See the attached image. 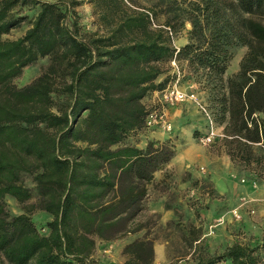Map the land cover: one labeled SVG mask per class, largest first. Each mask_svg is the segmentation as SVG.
<instances>
[{"label": "trees", "instance_id": "1", "mask_svg": "<svg viewBox=\"0 0 264 264\" xmlns=\"http://www.w3.org/2000/svg\"><path fill=\"white\" fill-rule=\"evenodd\" d=\"M125 1L89 0L97 29L87 32L77 1L0 0L1 264H94L96 238L111 242L143 228L134 221L145 210L146 187L175 156L168 141H149L144 149L130 141L144 130L142 100L174 81L161 65L184 60L223 82L228 57L218 35L176 53L162 26L153 28L146 11L129 10ZM232 2L248 16L242 33L250 41H243L248 52L237 75L225 81L227 92L216 97L215 121L223 125L230 161L259 168L264 159L254 147L264 149V0ZM30 10L36 13L22 12ZM25 23L30 28L21 37L4 38ZM45 58L35 79L14 84ZM24 174L34 184L31 205ZM5 197L24 213L9 215ZM35 210L50 217L46 234L31 218ZM260 250L264 233L257 247L234 243L193 264H264ZM122 255L123 264H152V241L136 240Z\"/></svg>", "mask_w": 264, "mask_h": 264}, {"label": "rangeland", "instance_id": "2", "mask_svg": "<svg viewBox=\"0 0 264 264\" xmlns=\"http://www.w3.org/2000/svg\"><path fill=\"white\" fill-rule=\"evenodd\" d=\"M74 1L80 3L75 12L83 31H95L97 23L89 0ZM124 3L129 10L150 13L155 25L171 27L174 48L189 42L205 45L218 35L220 37L218 42L227 52L228 57L227 70L222 83H219L218 78L208 69H200L196 64L189 65L184 60L177 64L181 90L195 94L197 102L211 113L213 127L211 128L209 121L196 103L188 101L166 109L171 124L170 132L162 129L146 130L155 134L152 136L153 141L171 143L175 150L174 161H178L180 165H190L193 168V174H191L193 178L190 179L187 188H175V192H171L168 186L172 178L171 174L164 172L159 182L152 180L146 189L165 193L166 206L175 209V218L165 221L158 214H149L146 208V197L143 203L145 210L134 221V224L143 225V228L128 234L138 233L136 240L152 241L153 251L155 241H167L165 247L167 259L164 263L162 262L163 264H193L201 255H219L217 250H221L225 243L231 242L232 239L251 248L252 245H260L259 235L264 233V161L259 168L232 163L224 149L223 125L215 121L218 106L216 97L218 94L227 92L225 81L237 75L240 62L248 52L243 41L248 42L250 39L242 33L243 22L248 16L237 12L232 0H126ZM22 12L29 16L35 14V10ZM262 22L264 23V20ZM193 25H195L194 29ZM24 28L25 25L10 32L4 38L15 40L24 33ZM47 63V58L39 59L25 68L14 84L17 87L25 86L40 74L41 68ZM161 66L169 75L174 76L169 65ZM56 100L59 102L58 98ZM144 132L143 130L139 133L143 135ZM211 133L213 137L210 143L200 142ZM143 140L146 139L142 137L139 141ZM254 150L264 159V149L254 147ZM213 180L219 181L218 183L227 191V194L215 196L211 184ZM22 182L32 193V198L27 205L34 204L36 197L31 177L24 174ZM4 203L9 215L24 213L23 206L14 199L5 197ZM214 207L225 217L223 224L217 228L213 226L214 216L211 213L207 215V211H212ZM185 208L192 214L193 220L185 217L186 210L183 212ZM233 210L238 211L239 218L233 217ZM31 218L40 233L46 234L45 225L50 218L38 210L32 212ZM247 224L249 231L244 229ZM207 231V236L204 237ZM194 237H197L198 241L193 243ZM115 241L107 243L113 244ZM105 245L106 243L101 244L102 250L105 249ZM101 247L98 243L96 244V250ZM260 251L264 254L263 250ZM97 252L94 253L93 259H97L95 256ZM113 252L114 250L109 255L112 258ZM121 256L125 260L122 252Z\"/></svg>", "mask_w": 264, "mask_h": 264}, {"label": "crops", "instance_id": "3", "mask_svg": "<svg viewBox=\"0 0 264 264\" xmlns=\"http://www.w3.org/2000/svg\"><path fill=\"white\" fill-rule=\"evenodd\" d=\"M42 1L53 2L54 0H52V1L51 0H42ZM35 13H36V11H35ZM23 25H25V28H24V33H25L26 30L28 28H30V25L28 23H25ZM13 31H15V30H13ZM13 31H11V32H13ZM184 45H185V43L182 44L180 47H178V49H180ZM175 48H177V47H175ZM164 77H165L164 75L161 76L157 80V83L162 81V79ZM157 92L158 91L150 93L149 95H147L142 100L141 103L144 105V107L146 109L153 108L152 97ZM144 131L145 132L143 133V135L138 133L135 136H133L132 138H130L131 143L139 149H144L149 141H153L152 136H155L154 133H150L149 131H146V130H144ZM142 137L145 138L146 140L139 141ZM173 158L170 160V162L167 165H165V167L162 170L156 172L153 176V181L159 182L163 178L161 175L162 173L167 172V173L171 174L172 178L169 180V184H168L169 190L171 192H175V188H179V189L187 188L188 185L190 184V179L193 178L192 177L193 175H191V174H193L192 173L193 168H191L190 165H186V166L180 165V164H178V161H174ZM211 182H212L211 184L213 187V193L215 196H221L223 194H227V191L224 188H222L220 183H218L219 181L217 182V181L213 180ZM165 200H166V194L165 193L147 188V204H146L147 212H149V214H158L159 216L163 217V220H165V221L173 220L175 218V209L174 208L171 209V208L167 207ZM215 208L216 207H214L212 211L211 210L207 211V215H209V213H211V215L214 216V218L212 219L215 222L213 226H214V228L215 227L217 228L218 226H221L223 224V222H224L223 220L225 217H224V214L222 212H220V210L215 209ZM183 212H184L185 217L188 218V220H193L192 214L186 208L183 210ZM20 214H22V213H18L17 215H20ZM17 215H15V216H17ZM48 218H50V217L48 216ZM244 229H246V231H249L248 224L245 225ZM209 231H212V230H209ZM207 233H208V231L206 232V235L204 237L207 236ZM138 236H139L138 233L128 234L126 237L119 239V240H116L113 244H108L107 242H105L101 239H96V244L98 243L100 245V247H101V244L106 243V245L104 246V248H105L104 250H102V247L99 248L98 250H96V248H95V252L96 251H98V252L95 255L97 259H93L94 264H123L124 259L121 256V252H122L123 248L125 246L131 244L134 240H136L138 238ZM259 236H260L259 243H261L262 234ZM167 243H168L167 241H155L153 264H163L165 262V259H167L166 255H165V247L167 246ZM234 243H238V241H235L232 239L231 242L225 243V246L221 250L218 249L217 252L219 254L223 253L228 247H230ZM257 246H259V245H256V246L252 245V247H257ZM112 250H114V252L112 253L113 258L111 256H109L110 252H112ZM259 256L261 259H264V254H262L261 251L259 252Z\"/></svg>", "mask_w": 264, "mask_h": 264}, {"label": "built area", "instance_id": "4", "mask_svg": "<svg viewBox=\"0 0 264 264\" xmlns=\"http://www.w3.org/2000/svg\"><path fill=\"white\" fill-rule=\"evenodd\" d=\"M125 1V0H124ZM126 2V1H125ZM150 18L152 17L150 13L146 12ZM152 21V19H151ZM152 27L157 28L152 22ZM162 28L168 33L169 37L173 40V32L170 28L162 26ZM176 49V53L178 52V48ZM169 66L172 69L174 75V81L170 83L165 89L155 93L152 97L153 101V108L146 109V116L143 122V129L144 130H152V129H162L164 131L170 132L171 124L168 120L166 109L168 107H173L177 104H181L184 102H192L196 103L197 107L203 113L204 117L209 121V125L211 128L213 127V122L211 120V113L207 111V109L197 102L196 96L194 93H185L181 90L179 81H180V73L177 70V62L175 59L170 61ZM212 133L200 140L201 143L207 144L210 143L212 140ZM233 217L236 219L239 218V214L237 210L232 211Z\"/></svg>", "mask_w": 264, "mask_h": 264}]
</instances>
